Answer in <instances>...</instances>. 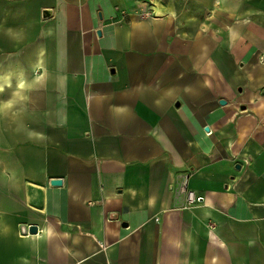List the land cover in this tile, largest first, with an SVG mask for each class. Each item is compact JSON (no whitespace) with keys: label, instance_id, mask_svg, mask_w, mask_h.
<instances>
[{"label":"crops","instance_id":"0c3cea01","mask_svg":"<svg viewBox=\"0 0 264 264\" xmlns=\"http://www.w3.org/2000/svg\"><path fill=\"white\" fill-rule=\"evenodd\" d=\"M0 264H264V0H0Z\"/></svg>","mask_w":264,"mask_h":264},{"label":"built area","instance_id":"2783aa9c","mask_svg":"<svg viewBox=\"0 0 264 264\" xmlns=\"http://www.w3.org/2000/svg\"><path fill=\"white\" fill-rule=\"evenodd\" d=\"M188 186V177L184 179V187L187 190ZM187 199L189 204H197L203 201V197L196 195L193 191L187 190Z\"/></svg>","mask_w":264,"mask_h":264},{"label":"water","instance_id":"95a60500","mask_svg":"<svg viewBox=\"0 0 264 264\" xmlns=\"http://www.w3.org/2000/svg\"><path fill=\"white\" fill-rule=\"evenodd\" d=\"M222 104H224L226 101L225 100H221L220 101ZM206 131H209V127H206ZM51 183L53 184V185H60V184H62V179H59V178H57V179H53L52 181H51ZM32 233H36L37 232V229H36V227H32V229L30 230Z\"/></svg>","mask_w":264,"mask_h":264}]
</instances>
